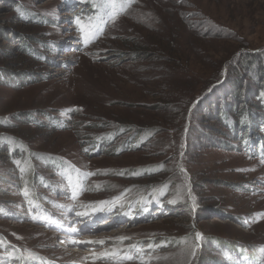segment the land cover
Segmentation results:
<instances>
[{
  "label": "rangeland",
  "instance_id": "1",
  "mask_svg": "<svg viewBox=\"0 0 264 264\" xmlns=\"http://www.w3.org/2000/svg\"><path fill=\"white\" fill-rule=\"evenodd\" d=\"M21 1L0 0V115L45 157L23 187L24 154L0 152V264H236L220 241L264 264V161L224 121L258 104L243 63L264 60V0Z\"/></svg>",
  "mask_w": 264,
  "mask_h": 264
},
{
  "label": "trees",
  "instance_id": "2",
  "mask_svg": "<svg viewBox=\"0 0 264 264\" xmlns=\"http://www.w3.org/2000/svg\"><path fill=\"white\" fill-rule=\"evenodd\" d=\"M17 1L19 3H15V4H17V5L23 4L21 0H17ZM35 19H36L35 21L39 22V20L36 16H35ZM40 21H42V20H40ZM27 37H29V36H27ZM26 45H27V48L29 50H31L28 42L25 43V46ZM259 51H261V50H259ZM259 51L255 50V51L249 52V55L247 56L248 59L243 64L246 65L247 68L249 67V69H251L252 66H257V69H255L256 70L255 75L258 78L257 80L261 79V81H264V60H261V59L258 60V56L255 55V53H259ZM224 80H225V78H224ZM224 80L223 81L217 80V82L211 83V86L209 87V91L207 92V94L205 96H207L210 92H211L210 94H215L217 92L218 93L221 92V93H224V97H225V95H227V92L229 89L227 90V83H225ZM257 88L258 89L255 90L254 95L256 98L255 100L258 101V104H256V106L250 107V109H249V105L251 106V104L249 103L242 110H238L239 105H235L234 107H232V112H234L236 114L237 117H235V118H237V121L232 122L231 121L232 119L230 116L228 119L224 118V121L226 124H228L230 126V128L233 130V134L236 135V137L239 140H240V134H237V133L239 132L243 135V136H241V144L244 146L246 152L250 153L252 155L256 154L261 161H264V108H263L264 107L263 106V104H264V85H261V88L259 86H257ZM225 100L226 99L224 98V100L222 102L223 107H226V109L229 111L231 109V104H228L229 102L226 103ZM235 103H238L237 100H235ZM209 110L210 109L208 107V111ZM250 111L254 116L252 114H250ZM36 113L37 112L32 111L27 115V117L30 121V125L37 127V128L42 126V124H45L46 127H48L49 124L51 125L50 117L53 116L51 113L42 114L43 117L46 115H49V116H46L47 118H44V119H40L39 117H37ZM20 114H22V113H17L15 115V117L20 118L19 117ZM243 115H246V118L244 120H243ZM226 117H227V114H226ZM13 125L14 124H13V121L11 119H8L5 116L0 115V152H3L4 149L10 148L12 151H18V153H23L24 159L22 160L21 163L18 164V167L15 168V166L11 162L12 171H13V168L16 169V170L14 169V177L13 178H19V179L23 178L21 183H20V185L23 183V185H24L23 187H25L27 184L31 185V187L36 186L37 181L40 182V179L43 177L42 175H40V177L37 178L38 177V175H37L38 171H37L36 166L39 163H42L41 159L45 157L44 156L45 154L41 153V152H35L34 150H32L29 146H27L25 143H23L24 140L21 138L20 135H18V134L15 135V132H13L11 130L5 131V129H4L5 127L6 128H12V127H14ZM55 128H59V126L55 125ZM152 131H154V130H152ZM97 147H98V149L103 150V146H102L101 142L97 145ZM28 152H31L33 154L38 155V159H40V160H36L34 158L28 157L27 156ZM43 160H45V159H43ZM54 160L58 161L56 158H54ZM53 164L55 166H60V173L58 175H59V177H62V179H64L65 181H67V179L71 180V176L75 174V173L74 174L72 173L74 171H73L72 167H70V163L68 165L64 161H58V162H53ZM54 165H48L49 167H51V170L53 172H55V170L57 169ZM63 166H65V168L67 166L69 169L68 170L69 173L67 175H65V173L63 172V171H65L63 169ZM61 167H62V169H61ZM155 169H156L155 167H144L143 169H139V170H140V172L142 171L143 173H147L148 171L152 170V172L154 173ZM24 171H27V173L32 171V177L28 178V180H27L24 177V175H27V174H24ZM16 173H17V177H16ZM140 175H141V173H140ZM0 180H1V176H0ZM48 182H49V180H48ZM54 188H55L54 184L53 183H52V185L50 184L49 189L51 191H54L55 190ZM57 193H59V192L57 191ZM74 193H75V190H74ZM37 194H39V193L35 191V194H31V197L29 199H25V200L33 201L34 207H32L31 212H38V213L45 212L46 213L48 211V209L43 206L44 200H42ZM70 198L72 200L74 199L73 196ZM49 200L52 204L57 205V202H53V200H51V199H49ZM128 208H130V205ZM27 209H28V207H27ZM199 213H200V210L198 209V213H197L198 216H199ZM49 214H51V212ZM137 214H139L138 211L137 210L133 211V208H131V213L128 217H126L128 214L127 215L122 214L121 217L129 218L130 216H133V218H134L135 216L137 217ZM201 220H203V218H201ZM51 225H57V222L55 221ZM213 241L217 243V241L210 239L205 244L207 246L206 248H208L209 250L214 248V245L212 244ZM220 243L221 244L218 245V247H220L221 250L225 251L226 254L229 255L228 256L229 261H231V262L236 261V264H253L251 260H254V259H251V257L254 254H256V252L254 250H252V248L248 249V248H244L242 246H238V247L236 246L235 247V246L230 245V244H228V246L224 247V242L220 241ZM16 249L18 250L19 248H16ZM17 250L14 249L15 252ZM204 250H205V248L203 247L201 249V252L203 253ZM18 251H17V254H18ZM252 253H254V254H252ZM8 260L11 264H19V262H20V259L17 255H16V257H11ZM26 263H30V262L25 261L24 264H26ZM260 263H262V259H259L258 264H260ZM35 264H51V263L48 261L47 262L41 261L40 263L36 262Z\"/></svg>",
  "mask_w": 264,
  "mask_h": 264
},
{
  "label": "snow or ice",
  "instance_id": "3",
  "mask_svg": "<svg viewBox=\"0 0 264 264\" xmlns=\"http://www.w3.org/2000/svg\"><path fill=\"white\" fill-rule=\"evenodd\" d=\"M79 23V22H78ZM82 30H83V28H82ZM25 195H27V193H25ZM73 198L75 199V196H73ZM76 215H79V216H84V215H87V213H84V212H78V213H76ZM199 233L197 234V236L199 237ZM96 243H103V241H97Z\"/></svg>",
  "mask_w": 264,
  "mask_h": 264
},
{
  "label": "bare ground",
  "instance_id": "4",
  "mask_svg": "<svg viewBox=\"0 0 264 264\" xmlns=\"http://www.w3.org/2000/svg\"><path fill=\"white\" fill-rule=\"evenodd\" d=\"M82 79L84 80L85 78L82 77ZM80 80H81V79H80ZM86 81H87V80H86ZM78 82H79V79H78ZM82 83H83V82H82ZM82 83H81V84H82ZM74 84H75V83H74ZM83 91H85V90H83ZM85 93H86V92H85Z\"/></svg>",
  "mask_w": 264,
  "mask_h": 264
}]
</instances>
